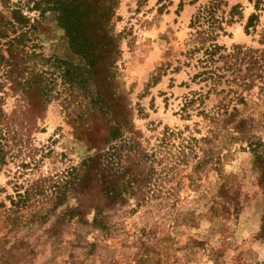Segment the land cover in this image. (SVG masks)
Returning <instances> with one entry per match:
<instances>
[{"label": "rangeland", "instance_id": "374dc122", "mask_svg": "<svg viewBox=\"0 0 264 264\" xmlns=\"http://www.w3.org/2000/svg\"><path fill=\"white\" fill-rule=\"evenodd\" d=\"M35 1L0 0L34 27L2 45L0 264H264V0H92L97 64Z\"/></svg>", "mask_w": 264, "mask_h": 264}, {"label": "trees", "instance_id": "16d2710c", "mask_svg": "<svg viewBox=\"0 0 264 264\" xmlns=\"http://www.w3.org/2000/svg\"><path fill=\"white\" fill-rule=\"evenodd\" d=\"M110 1L113 4H109V7L117 4V0H107L108 3ZM95 6L92 5V0H36L33 8L39 10L41 15L47 11H55L58 24L67 31L71 46L83 53L91 63L97 64L101 53L97 51L99 39L90 33L88 26L95 23L100 16L108 19L110 16L107 13L100 15L99 11L103 8ZM33 29L30 19L18 8L12 9L10 16L0 13V65L7 63L9 59L2 53V45L6 46L5 50L10 54L11 61L12 49L20 45L27 46L25 42L28 41L29 31ZM2 38L7 39L6 43H1ZM253 144L251 142L253 150L260 154L256 148L259 144Z\"/></svg>", "mask_w": 264, "mask_h": 264}]
</instances>
